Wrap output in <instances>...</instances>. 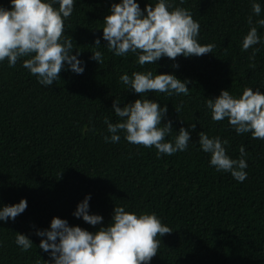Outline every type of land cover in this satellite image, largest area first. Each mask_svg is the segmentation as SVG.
<instances>
[{
	"label": "trees",
	"instance_id": "16d2710c",
	"mask_svg": "<svg viewBox=\"0 0 264 264\" xmlns=\"http://www.w3.org/2000/svg\"><path fill=\"white\" fill-rule=\"evenodd\" d=\"M114 2L119 0H76L65 22L66 35L86 63L82 75L62 70L61 79L42 86L22 60L14 68L7 61L0 64V206L27 200L26 210L14 221H0V264H47L50 257L38 247L35 231L48 228L54 216L89 231L100 227L72 214L86 194H91L90 212L102 215L105 225L117 205L154 212L173 229L161 237L150 264H264V140L250 133L238 136L226 119L213 121L205 107L206 99L222 89L239 95L245 87L264 84V48L253 60L252 49L240 47L249 30L250 0H176L175 6L199 21V42L216 45L213 54L175 61L162 57L144 68L131 55L115 57L102 38L103 64L90 59L94 40L102 37V28H96ZM149 2L138 0L142 10ZM258 2L264 17V0ZM0 6L10 7L9 0H0ZM258 31L264 35V29ZM144 70L189 81L187 96L148 94L167 105L162 123L171 120L175 131L195 124L187 151L157 158L154 147L130 144L123 136L118 143L104 141V118L118 119L113 101L123 106L139 97L125 90L119 76ZM181 102L178 116L174 105ZM200 131L227 139L233 158L245 147V181L209 165V155L196 143ZM16 232L33 241L30 250L22 252L15 244Z\"/></svg>",
	"mask_w": 264,
	"mask_h": 264
},
{
	"label": "clouds",
	"instance_id": "9594fccd",
	"mask_svg": "<svg viewBox=\"0 0 264 264\" xmlns=\"http://www.w3.org/2000/svg\"><path fill=\"white\" fill-rule=\"evenodd\" d=\"M180 4L184 0H179ZM251 13L247 18L249 30L243 36L241 51L252 49L250 59L264 48L262 7L258 0H250ZM10 7L0 6V64L14 68L18 60L22 67L36 77L42 86H52L61 79L62 70L82 75L86 63L80 59V49L74 47L71 36L66 35L65 22L74 11L76 0H9ZM176 0H150L143 10L138 0H119L111 4L103 18L102 37L94 40L95 51L91 60L100 65L104 62L103 45L115 57H135V63L144 68L155 64L162 57L173 61L178 56H202L213 54L214 43L201 44L200 23L192 13L180 6ZM253 16L257 17L255 21ZM76 49L75 53L73 49ZM255 67V64H251ZM178 68V64H173ZM153 73L152 70L127 72L119 76L125 90L139 94L133 102L116 99L112 111L118 118L113 122L105 117L106 143L124 140L133 145L156 149L157 158L171 156L189 149L191 130L180 127L175 131L172 121L162 123L168 112L167 105L158 99L149 98V92L165 94L168 97L189 95V81L172 73ZM264 84L259 87H245L239 95L222 89L215 98H207L205 107L216 122L227 120L228 125L239 136L250 133L253 139L264 140ZM156 96V95H155ZM158 97V96H156ZM159 98V97H158ZM183 102L175 104L178 116ZM199 151L209 155V165L217 172L229 173L237 182L247 179V152L239 147V156L227 153L229 141L218 135L210 136L204 131L198 133ZM170 137V139H167ZM91 194L77 203L73 216L95 227L89 231L79 225H70L67 219L54 216L48 228L36 229L40 237L38 247L48 253L47 264H150L161 244V237L173 229L162 223L154 212L126 210V206H114L111 220L103 223V216L90 212ZM27 208L26 198L18 203L0 206V221L7 222L22 214ZM15 244L22 252L30 250L33 241L28 235L16 232Z\"/></svg>",
	"mask_w": 264,
	"mask_h": 264
}]
</instances>
